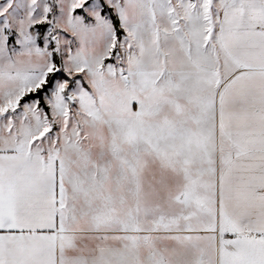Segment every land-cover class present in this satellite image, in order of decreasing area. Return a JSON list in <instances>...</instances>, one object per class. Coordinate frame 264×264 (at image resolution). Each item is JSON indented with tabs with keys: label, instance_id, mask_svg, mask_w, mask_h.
Returning a JSON list of instances; mask_svg holds the SVG:
<instances>
[{
	"label": "snow or ice",
	"instance_id": "1",
	"mask_svg": "<svg viewBox=\"0 0 264 264\" xmlns=\"http://www.w3.org/2000/svg\"><path fill=\"white\" fill-rule=\"evenodd\" d=\"M0 264H264V0H0Z\"/></svg>",
	"mask_w": 264,
	"mask_h": 264
}]
</instances>
